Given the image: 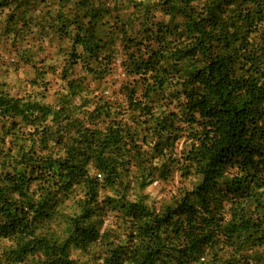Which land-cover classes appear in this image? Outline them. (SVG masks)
Here are the masks:
<instances>
[{
	"label": "trees",
	"instance_id": "16d2710c",
	"mask_svg": "<svg viewBox=\"0 0 264 264\" xmlns=\"http://www.w3.org/2000/svg\"><path fill=\"white\" fill-rule=\"evenodd\" d=\"M0 9L2 52L29 63L34 30L60 48L30 90L0 82V264L92 244L93 264H264V0ZM177 177L159 206L140 193Z\"/></svg>",
	"mask_w": 264,
	"mask_h": 264
},
{
	"label": "rangeland",
	"instance_id": "374dc122",
	"mask_svg": "<svg viewBox=\"0 0 264 264\" xmlns=\"http://www.w3.org/2000/svg\"><path fill=\"white\" fill-rule=\"evenodd\" d=\"M6 11H2L0 9V28L2 24L5 22L6 19ZM50 36L47 34L37 33V30H34V33L31 35H25L21 37L20 40L22 41L21 46L19 47L20 51H24L25 53L29 54V63L25 62L24 60L20 59L16 53L9 54L1 51V44L5 41V37L0 35V82L6 83L13 93H21L24 92L25 89H29L28 82L34 78L36 72V68H43L45 65L49 64V60H44L46 56L49 55L48 52H56L60 51L59 47L57 46L59 43L56 40H50ZM52 42L54 45L49 46V43ZM40 44H44L46 46V51L42 50V47H39ZM68 44L65 42V45ZM43 46V45H42ZM46 78L51 80V75H47ZM54 89L50 91L49 96L52 95ZM190 182H180L178 177L169 182H156L150 187L146 188L145 190L141 191L140 193L146 197L150 204H155L159 206L164 200H168L172 194H174L177 189L181 186L189 185ZM106 192H103L105 195ZM133 198V197H131ZM106 219L107 221L111 219L112 222L116 220L113 217V213L109 212ZM66 216H61L60 218L55 219L52 221L47 227L53 232L57 233L58 235H62L64 231L67 221ZM110 222H107L109 225ZM107 224V225H108ZM109 227V226H108ZM72 257L75 260H78L81 264L83 263H90L93 264L98 256L103 254V250L100 245L92 244L87 250H77L73 249Z\"/></svg>",
	"mask_w": 264,
	"mask_h": 264
}]
</instances>
